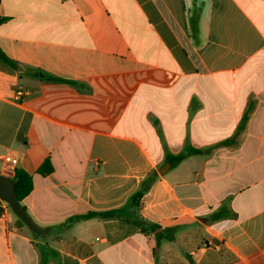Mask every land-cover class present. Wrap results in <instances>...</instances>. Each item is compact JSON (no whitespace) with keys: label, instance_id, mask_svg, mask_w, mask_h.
Masks as SVG:
<instances>
[{"label":"crops","instance_id":"crops-1","mask_svg":"<svg viewBox=\"0 0 264 264\" xmlns=\"http://www.w3.org/2000/svg\"><path fill=\"white\" fill-rule=\"evenodd\" d=\"M0 51V173L42 229L0 200V264H264V0H0ZM144 183L141 226H64Z\"/></svg>","mask_w":264,"mask_h":264},{"label":"trees","instance_id":"trees-1","mask_svg":"<svg viewBox=\"0 0 264 264\" xmlns=\"http://www.w3.org/2000/svg\"><path fill=\"white\" fill-rule=\"evenodd\" d=\"M198 21H199V12L193 13V15L190 18V27L192 31V37L194 38V40H197ZM0 59L4 61L6 64H9L11 66H16V64L12 60H10L7 56H5L4 53L1 51H0ZM199 153L200 151L191 149L184 154L178 155L176 157H171L170 161L173 165H177L181 163L185 158ZM52 172H53V166L51 164L50 159H47L38 170V173L43 176L49 175ZM156 177L157 174L153 176L154 179ZM12 179L15 184V190L18 199L22 203V201L26 197H28L33 190L32 176L22 169H16ZM149 188H150V184L147 183L142 184L140 190L136 192L130 198L128 203L122 208L109 210V211H102V212H89L85 215L74 216L69 218L64 226L70 227L71 224L75 222L85 221L93 218H100V219L118 218L127 224L141 226L143 223H145V220L140 218V216L137 214V208L139 207L141 198L143 197L144 193L148 191ZM20 222L22 221L20 220ZM151 227H156V226L151 225Z\"/></svg>","mask_w":264,"mask_h":264},{"label":"water","instance_id":"water-1","mask_svg":"<svg viewBox=\"0 0 264 264\" xmlns=\"http://www.w3.org/2000/svg\"><path fill=\"white\" fill-rule=\"evenodd\" d=\"M171 166V164H168ZM163 172L160 171V174ZM0 200L6 202L12 212L23 222V224L34 233H41L42 229L28 215L26 209L18 199L15 184L12 178L0 173Z\"/></svg>","mask_w":264,"mask_h":264},{"label":"built area","instance_id":"built-area-1","mask_svg":"<svg viewBox=\"0 0 264 264\" xmlns=\"http://www.w3.org/2000/svg\"><path fill=\"white\" fill-rule=\"evenodd\" d=\"M16 95H17L18 97H21V96L23 95V92H22V91L17 92ZM6 160H7L8 162H11L13 165H15V164L17 163L16 160H11V159H9V158H7Z\"/></svg>","mask_w":264,"mask_h":264},{"label":"rangeland","instance_id":"rangeland-1","mask_svg":"<svg viewBox=\"0 0 264 264\" xmlns=\"http://www.w3.org/2000/svg\"><path fill=\"white\" fill-rule=\"evenodd\" d=\"M4 176H6V175H4ZM6 177H8V176H6ZM4 202V201H3ZM6 203V202H5ZM7 204V203H6ZM8 205V204H7ZM9 206V205H8ZM10 208V207H9Z\"/></svg>","mask_w":264,"mask_h":264}]
</instances>
